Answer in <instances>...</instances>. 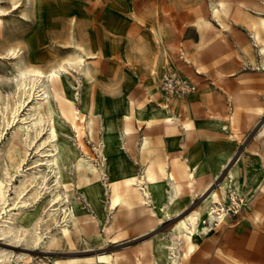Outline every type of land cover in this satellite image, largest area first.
I'll use <instances>...</instances> for the list:
<instances>
[{
  "label": "rangeland",
  "instance_id": "obj_1",
  "mask_svg": "<svg viewBox=\"0 0 264 264\" xmlns=\"http://www.w3.org/2000/svg\"><path fill=\"white\" fill-rule=\"evenodd\" d=\"M215 9L220 11L215 14ZM259 18H264V0H0L1 102L7 95L10 102L17 98L14 78L20 61L49 71L76 53L83 55L82 67L70 68L63 76L68 87L65 96L77 102L80 116L94 113L95 132L82 130L81 143L98 165L101 157L96 148L102 146L110 164V177L94 181L100 193L78 185L73 159L67 166L61 162L67 189H45L39 180L27 182L20 194L15 193L13 187L24 174L48 171L45 165L35 167L44 162L40 152L49 149L48 143L35 149L47 137L46 126L29 151L28 165L8 185L6 209L12 208L8 223L12 231H0V264H76V259L77 264H87L98 255H109L110 264H151L154 246L198 207L204 185L219 171L226 154L232 159L213 189L238 165L241 153H264V137H256L264 123V62L259 51L264 33L261 41L254 36ZM12 48L19 51L17 56L7 55ZM166 69L191 80L197 91L177 99L167 95L159 77ZM29 101L31 105L33 97ZM28 109L26 103L19 117L27 116ZM170 117H177L179 125L167 126ZM15 122L4 126L0 115V178L5 175L4 155ZM76 122L82 129V123ZM186 123L191 124L189 131ZM226 123H232L233 138L223 129ZM126 129L133 139L123 150L127 163L119 166L116 152L119 143L127 142ZM64 130L59 131V139L66 138L83 156L73 130ZM107 134L115 144L105 141ZM143 137L149 144L141 151ZM186 165L197 167L199 185L194 194L186 190L171 206V219L164 214L160 223L155 210L141 213L138 200L131 212L128 205L110 209L108 182L117 180L124 194L126 175L150 166L165 184L167 174L185 180ZM54 180L50 175L48 185ZM234 190L239 192L240 185L228 189L223 201L229 203V192ZM151 193L158 200L156 192ZM239 193L247 200L246 208L221 226L215 221L207 234L194 236V242L203 246L182 257L180 264H264V200L254 203L245 191ZM56 194L68 195L70 204L78 206L79 226L71 227L68 236L59 232L63 212L56 215L57 222L48 215ZM176 210L183 211L174 216ZM29 212L31 219L26 217ZM239 221L246 226H233ZM104 225L112 226L108 236ZM52 234L57 240L50 243Z\"/></svg>",
  "mask_w": 264,
  "mask_h": 264
},
{
  "label": "bare ground",
  "instance_id": "obj_2",
  "mask_svg": "<svg viewBox=\"0 0 264 264\" xmlns=\"http://www.w3.org/2000/svg\"><path fill=\"white\" fill-rule=\"evenodd\" d=\"M219 11V9L214 10L215 14ZM255 28L256 32L254 36L256 40H263L264 18H259V20L256 21ZM74 44L81 49V52L85 53L84 48L75 42ZM259 51L263 56L262 59L264 62V42ZM16 52L17 51L14 48L9 49L7 55L17 56L19 51ZM85 55H89V53H85ZM84 62L83 55L76 53V56L73 58L59 63L49 71H44L40 68L29 66L26 61L22 63L20 61V63L16 64L17 75L14 78L16 86L15 95L17 98H13L12 102H10L9 96L7 95V99L1 102L3 98L0 95V115L4 126H8L10 123H14L17 120L12 128L11 141L4 155L5 175L0 178V231L3 233H10L12 231L8 225L13 216V213H10L12 208L9 210L6 209L9 200L8 185L13 176L23 171V167H25L24 165H28L26 163V158L30 154L29 151L31 147H34L35 139L41 135L46 126L47 137L42 143L36 144L35 149H38L45 143H48L49 149L40 152L41 156L44 157V162L39 163L35 167L45 165L48 171L43 173L39 170L38 172H32L30 175L24 174L23 178L20 179L19 185L13 187L15 193L20 194L23 190L19 191V189L25 187L27 182L32 185L39 180H41L43 187H46L45 189L51 187H54L55 189L64 187L67 189V175L63 170L61 162H64L63 165L67 166L71 159L74 160L78 185L86 184L90 186V188L93 187L95 193H100V191L97 185H93L94 181L102 177L107 179L110 175V164L107 161L108 158L103 147L96 148L97 153L101 157L99 166L93 162L94 159L88 155L86 149L81 143L82 130H84V132L89 131L91 134L95 132L96 118L94 113L93 115L91 114L90 117H86L85 115L80 116V110L76 106L77 102L75 103V101L65 96V91L68 87L64 84L65 81L63 76L70 73V68L78 70L82 67L81 65H83ZM31 97H33L34 102L29 105V99ZM26 103L27 106H29L26 114L27 116L23 114L19 117V111ZM167 107L168 106L165 105L163 106V109H166ZM258 113H262L260 108L257 111V114ZM76 121L82 123V125H80L82 129L79 128ZM179 121L180 120L177 117H170L166 120L165 124L169 127H173L176 126ZM230 125H232V123L229 125L226 123L223 129L229 131ZM63 128H65L64 131L66 133L73 130L78 138L80 145L79 148H81L84 153L83 156L77 152L74 145H71L66 138L59 139V131H63ZM185 128L189 131L191 129V124L186 123ZM229 134L231 138L234 137V132L229 131ZM124 135L127 137V142L119 143V151L116 152V157L118 158L117 164H119V166H124V164L127 163L123 157V150L126 148L125 145L128 142L130 143L133 139V136H131L128 129L125 130ZM256 137H264V123L257 132ZM105 141H112V143L115 144V140L110 134L105 136ZM148 144V138L143 137L139 150L144 151ZM254 153L263 158V153L261 154L257 151ZM231 159L232 155L230 153L225 155L224 161L220 163L219 171L215 172L212 175L211 180L204 185L201 192L203 199L198 207L175 225L173 229L174 231L170 233L165 241L154 246V261H152L151 264H180L182 257L194 254L197 249V245L194 242V236L197 237L206 234L215 226L214 222L217 217L214 215V205L219 202L222 203L223 198L225 197V192L228 189H231L232 187L239 189L237 183L239 180L238 165L229 170L218 184V187L213 189L215 182L220 178V173L227 167ZM102 162H104L103 165ZM135 164L138 165V162H135ZM185 170L187 172V178L185 180L177 181L173 174H167V179L165 184H163L158 181L152 168L147 166L139 174L131 173L132 175H126L124 177V194H121L119 190L120 183L117 180H115V182L113 181V183L108 182L106 186L108 187L110 198V209L114 210L118 206L128 205L129 211L131 212L134 210V200H138L136 204H141V213L145 214L155 210L157 213V221L160 222L164 214L171 219V206L176 204L178 200L185 195L184 193L186 190L194 194L199 185L197 179V167L190 168V166L186 165ZM50 175L55 177V183L52 186H49L47 182ZM6 177H8V179ZM164 189L165 192H163ZM151 192H156L158 200ZM156 200L159 203L157 206H154L155 202H157ZM66 202L68 203L67 206H65ZM21 203L23 204L25 202L22 201ZM76 204H70L68 195L63 197L61 194H56L51 198V207L48 211V215L57 222L56 215L63 212L62 221L59 225V232L64 236L69 235L71 227L79 226L77 218L78 206ZM182 211L183 210H176L174 216L179 215ZM3 214H5V216H3ZM32 214L33 212H29L26 217L31 219L30 217H32ZM114 218L115 214L112 219ZM223 222L224 220L221 217L218 218V226H221ZM160 223H163V221ZM103 230L108 236L112 230V226L104 225ZM37 236L40 239L39 235ZM56 240L57 236L55 234L50 235L48 238L50 243ZM184 248L186 249L185 251ZM76 260L77 264L78 259ZM114 260L118 262V257H114ZM87 264H110V256L98 255L94 261ZM137 264H140V262L138 261Z\"/></svg>",
  "mask_w": 264,
  "mask_h": 264
},
{
  "label": "built area",
  "instance_id": "obj_3",
  "mask_svg": "<svg viewBox=\"0 0 264 264\" xmlns=\"http://www.w3.org/2000/svg\"><path fill=\"white\" fill-rule=\"evenodd\" d=\"M163 90L172 98H183L197 91L198 86L191 80L183 77L178 71L166 69L159 75ZM229 203L222 201L214 205V215L216 223L218 218L229 220L232 216L238 214L242 209L246 208L247 200L236 190L229 192Z\"/></svg>",
  "mask_w": 264,
  "mask_h": 264
},
{
  "label": "crops",
  "instance_id": "obj_4",
  "mask_svg": "<svg viewBox=\"0 0 264 264\" xmlns=\"http://www.w3.org/2000/svg\"><path fill=\"white\" fill-rule=\"evenodd\" d=\"M241 155L242 156L238 158L239 180L237 182L239 183L238 185H240V190L249 194L254 203L262 201L264 200V155L263 158L253 152H244L241 153ZM238 224H240V221L233 226H238L237 228L246 226V224ZM195 244L197 245V249L194 254L203 246L202 243Z\"/></svg>",
  "mask_w": 264,
  "mask_h": 264
}]
</instances>
